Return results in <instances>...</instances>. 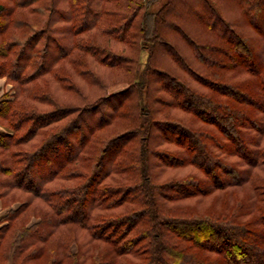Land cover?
<instances>
[{
  "label": "trees",
  "instance_id": "1",
  "mask_svg": "<svg viewBox=\"0 0 264 264\" xmlns=\"http://www.w3.org/2000/svg\"><path fill=\"white\" fill-rule=\"evenodd\" d=\"M1 77L0 264H264V0H0Z\"/></svg>",
  "mask_w": 264,
  "mask_h": 264
},
{
  "label": "rangeland",
  "instance_id": "2",
  "mask_svg": "<svg viewBox=\"0 0 264 264\" xmlns=\"http://www.w3.org/2000/svg\"><path fill=\"white\" fill-rule=\"evenodd\" d=\"M156 7H158V4H155V5H154V8H156ZM144 58H145V54L142 55V60H144ZM1 78H5V81H6V77H1ZM6 83H7V82H6ZM9 84H10L9 90L13 91V90H12V84H11V83H8L7 86H8ZM7 86H6V88H8ZM4 91L6 92V90H5L4 88L2 89V85H1V86H0V94H1V96L5 93ZM0 128H1V129H4L2 126H0ZM192 141H193V140H192ZM20 203H21V202H19V201H17V202L15 201V202H13L12 204H10V206H8V207H3V205L0 203V217L6 212V210H8L9 208L17 207L18 205H20ZM33 219H34V221H35V220H38V219L35 218V217H33Z\"/></svg>",
  "mask_w": 264,
  "mask_h": 264
},
{
  "label": "crops",
  "instance_id": "3",
  "mask_svg": "<svg viewBox=\"0 0 264 264\" xmlns=\"http://www.w3.org/2000/svg\"><path fill=\"white\" fill-rule=\"evenodd\" d=\"M8 83H6L5 81V78H0V86L2 85V89L4 88L6 90V92H9V87H10V84L7 86ZM6 86L8 88H6ZM5 92V91H4ZM0 97H1V94H0Z\"/></svg>",
  "mask_w": 264,
  "mask_h": 264
}]
</instances>
